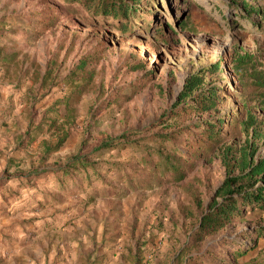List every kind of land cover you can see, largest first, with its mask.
<instances>
[{
  "label": "rangeland",
  "instance_id": "rangeland-1",
  "mask_svg": "<svg viewBox=\"0 0 264 264\" xmlns=\"http://www.w3.org/2000/svg\"><path fill=\"white\" fill-rule=\"evenodd\" d=\"M231 1L157 0L151 32L127 34L72 15L57 7L60 0H0V264H14L18 252L16 260L28 264L67 258L70 264H183L176 254L194 240L192 229L204 208L185 187L198 188L206 205L226 176L219 157L200 161L181 182L124 197L103 194L102 181L125 189L114 180L119 173L108 172L106 164H97L101 179L92 187L91 168L77 167L66 176L37 174L88 153L101 156L90 157L91 162L122 163L130 172H141L131 148L110 150L102 144L116 146L125 133L144 138L166 131L159 122L178 102L187 76L212 63L221 61L225 79L211 72L205 79L228 86L220 110L241 108L230 66L248 53L264 72V0H249L260 13L245 20L234 16ZM50 6L58 9L56 15ZM51 16L59 21L42 32L40 20ZM82 62L86 66L80 68ZM138 79L144 86L134 91ZM248 92L256 96L264 88ZM248 105L264 131V97ZM210 114L193 115L181 126ZM45 117L44 129L30 141ZM53 118L57 122L49 129ZM62 128L68 131L66 141L48 153ZM259 225H264V210L249 211L245 220L191 246L190 252L205 253L207 260L193 264H264V237L238 257L223 241L248 244L254 237L244 238L241 230Z\"/></svg>",
  "mask_w": 264,
  "mask_h": 264
},
{
  "label": "trees",
  "instance_id": "trees-1",
  "mask_svg": "<svg viewBox=\"0 0 264 264\" xmlns=\"http://www.w3.org/2000/svg\"><path fill=\"white\" fill-rule=\"evenodd\" d=\"M60 1L62 5L57 7L68 8L72 15L80 16V19L84 21L107 23L121 33L131 34L136 29L145 33L151 32L150 25L154 22L151 16L157 0ZM230 6L235 9L234 16L242 20L260 13V10L252 6L249 0H232ZM49 10L53 11L51 15H56L54 11L58 9L50 6ZM159 12L163 14L161 9ZM82 13H85V16L82 17ZM40 21L44 23L42 29L44 32L56 25L59 20L56 16H51ZM236 23V21L230 22L231 26ZM183 27L186 29L188 25L185 24ZM254 59L253 55L245 53L239 54L231 62L230 69L236 78L237 93L244 101L241 108L220 110L219 105L224 102L228 86L205 79L208 72L216 73L217 79H225L221 72V61L212 63L187 76L179 93L178 102L159 122L166 131L144 138H130L135 133H125L120 138V140H125L117 143L116 146H113L112 142L102 144L101 148L110 150L119 146L121 149L131 148L133 158L141 167V172H130L128 167L122 163L91 162L90 157L101 156L88 153L72 158L63 167L43 170L37 175L63 174L66 176L71 169H77V167L86 170L91 168V172L87 171V180L89 187H92L94 180L101 179L97 164H106L108 172L119 173L114 180L125 185V189L102 181V186L106 188L103 194L124 197L135 190H150L156 186L181 182L193 173L200 161H212L219 157L226 169V176L206 205L198 188L192 184L185 187L194 203L204 208L197 224L192 229L191 235L194 240L184 244L176 254L177 260L182 261L183 264L207 261L205 253L190 252L191 246L204 241L208 236L224 229L230 223L245 220L249 211L264 210V152L258 153L261 145H264V131L261 128L263 121L253 112V106L248 105V101L264 97V92H258L256 96L248 92L253 87L264 88V72L255 68ZM84 66L86 64L82 62L80 68ZM140 81L138 79V85L132 84L134 91L144 86ZM208 112L212 114L181 126L184 120L193 115H203ZM46 121L45 117L36 126L34 135L29 138L30 141L34 140L44 129ZM56 122L57 118L51 119L48 124L49 129ZM154 127L153 124L147 128V131ZM62 130L63 135L58 138L53 147L48 148V153L57 151L66 141L68 131H65V128ZM109 187H113L114 192L108 191ZM97 194L98 192L94 193V195ZM241 235L244 238L253 235L254 238L248 244L230 240L228 237L223 239L226 246L235 247L232 252L236 257L246 254L258 245L259 238L264 237V225L243 229ZM137 264L141 262L138 261Z\"/></svg>",
  "mask_w": 264,
  "mask_h": 264
},
{
  "label": "crops",
  "instance_id": "crops-1",
  "mask_svg": "<svg viewBox=\"0 0 264 264\" xmlns=\"http://www.w3.org/2000/svg\"><path fill=\"white\" fill-rule=\"evenodd\" d=\"M19 253V252H18ZM15 254V256H14V260H13V263L14 264H28V262L27 261H24L23 263H22V261H17L16 260V257H17V255H19V254ZM25 258V257H24ZM70 261H71V259L70 258H67V259H64L63 261H60V262H58V263H56V264H70ZM47 262V260L46 259H43V260H39L36 264H47L46 263Z\"/></svg>",
  "mask_w": 264,
  "mask_h": 264
}]
</instances>
